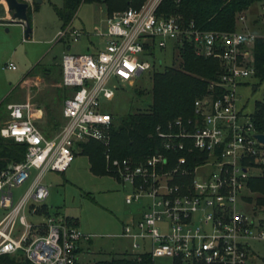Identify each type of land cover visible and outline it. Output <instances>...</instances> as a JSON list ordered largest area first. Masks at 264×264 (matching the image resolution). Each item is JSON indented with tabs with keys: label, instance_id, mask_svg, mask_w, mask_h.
Masks as SVG:
<instances>
[{
	"label": "built area",
	"instance_id": "1",
	"mask_svg": "<svg viewBox=\"0 0 264 264\" xmlns=\"http://www.w3.org/2000/svg\"><path fill=\"white\" fill-rule=\"evenodd\" d=\"M161 0H145L106 17L104 40L93 54L64 53L61 83L76 88L63 103L59 132L46 138L36 127L29 102L6 106L8 122L0 136L26 145L20 163L0 171V257L25 264H76L80 244L91 236L64 218L39 212L49 196L43 184L48 172L63 173L79 152L78 144L102 145L106 171L126 188L123 202L133 206L120 236L131 242L133 264H251L253 244L264 250V204L251 206L248 181L264 166V136L251 114L238 106L237 88L253 76L252 44L256 36L237 31H204L192 21L161 16ZM4 1L0 0V4ZM5 4V3H4ZM6 6V5H5ZM7 9V8H6ZM264 15V5L260 7ZM242 20V17L239 18ZM77 42L81 33L67 34ZM167 41L178 53L190 46L195 56L218 62L217 80L193 101L190 119L176 118L156 126L157 147L139 161L112 158L113 118L105 105L115 91L131 86L152 69L153 49ZM5 69L15 70L14 65ZM14 204L13 190L30 180ZM39 220L28 221L27 216ZM20 254V255H19Z\"/></svg>",
	"mask_w": 264,
	"mask_h": 264
},
{
	"label": "rangeland",
	"instance_id": "2",
	"mask_svg": "<svg viewBox=\"0 0 264 264\" xmlns=\"http://www.w3.org/2000/svg\"><path fill=\"white\" fill-rule=\"evenodd\" d=\"M24 2L31 9V36L28 39L24 36V26L10 23L11 14L8 13L4 3L0 4V97L9 90V84L14 86L30 69L39 65L26 79L27 84L23 91L17 88L8 103L29 102L34 110V122L41 129H45L50 136H54L59 131L51 127L47 128L46 124L51 115L60 119L64 100L69 95L60 82L62 55L64 53L93 54L99 49V39L94 33L104 26L106 12L103 6L83 3L69 28L65 29L67 34L74 31L82 34L77 42H73L68 36L58 39V34L64 28L55 14L54 7L61 8L63 0H25ZM261 5H264V2H255L243 12L236 14L232 30L250 33L264 39V15L260 9ZM240 17L242 20H239ZM152 55L155 62H159L155 65L158 70L171 66L177 68L181 62L178 53L173 51L170 41H167L166 48L162 51L153 49ZM11 64L16 67V71L5 69V66ZM149 72L143 74L131 86L115 91L114 97L105 105L116 122L127 113L143 110L149 103ZM236 92L238 106L241 107L242 112L252 114L254 102L264 99V81L258 82L255 78H249L245 84L237 88ZM2 110L0 130L8 122V115L4 108ZM80 153L79 149L65 172H48L44 175L43 184L49 192L44 202L48 215L64 218L69 226L91 236L89 242L80 244L76 264H92L133 254L130 240L120 236L122 226L128 222L134 209L133 206H126L123 202L126 188L109 177L110 175L97 176L90 173L88 159ZM261 172L260 169L254 170V177L260 176ZM34 175L35 171H31L30 180L22 187L13 190L14 204L24 194ZM257 197V193L252 190L248 192L251 206H254ZM262 217L264 219V215ZM28 221L32 222L29 216ZM253 247L255 257L251 264H264V250L261 243H255ZM168 263L166 259H155L153 262V264Z\"/></svg>",
	"mask_w": 264,
	"mask_h": 264
},
{
	"label": "trees",
	"instance_id": "3",
	"mask_svg": "<svg viewBox=\"0 0 264 264\" xmlns=\"http://www.w3.org/2000/svg\"><path fill=\"white\" fill-rule=\"evenodd\" d=\"M22 2L23 0H18ZM145 0H63L61 8L54 7L55 14L62 23L63 30L69 28L79 7L83 3L100 4L106 9L109 16L115 12H121L128 7L139 8ZM255 2L264 0H161L156 9V14L161 16H177L182 21H192L200 30L232 32L233 19L236 14L246 10ZM31 9L28 8V21L25 29H29L28 39L31 36ZM11 23V22H10ZM180 64L177 68L165 67L161 70L155 68L159 62L152 64L150 70L149 103L141 111L127 113L118 122L113 118V126L110 131L109 153L112 158H129L139 161L157 147L158 141L153 136L156 126H163L167 122L176 119H190L193 116V101L205 94L208 83L217 80L219 74L218 62L211 58L195 56L190 46H183L178 51ZM253 76L258 82L264 81V39L254 38L252 44ZM36 65L28 75H32L38 68ZM61 79V66H60ZM61 82V81H60ZM62 85V83H61ZM65 98H70L76 88L69 89ZM15 92V90L13 91ZM0 103V120L3 117V108L10 103L11 95ZM64 100V101H65ZM8 115V113H7ZM51 115V114H50ZM46 127L57 129L62 127L64 120L60 113V119L51 115ZM252 122L257 130L264 129V99L254 102L251 114ZM36 127L46 138H51L45 129ZM56 130V131H57ZM81 155L88 159L89 171L93 175L108 176L105 170V161L101 144L95 141L78 144ZM26 152V145L17 143L11 139L0 136V171L9 165L20 163ZM260 176L248 181L247 188L257 193L254 206L264 204V166ZM251 202L250 198L245 199ZM45 206L39 208V212L48 211ZM19 264L18 259L11 256L0 257V264ZM92 264H133L126 258H113L108 261H98Z\"/></svg>",
	"mask_w": 264,
	"mask_h": 264
},
{
	"label": "water",
	"instance_id": "4",
	"mask_svg": "<svg viewBox=\"0 0 264 264\" xmlns=\"http://www.w3.org/2000/svg\"><path fill=\"white\" fill-rule=\"evenodd\" d=\"M7 11L11 14L10 22L26 26L28 21V4L24 1L19 2L18 0H3ZM29 29H25L24 36L28 37ZM255 139L261 143H264V136L256 135Z\"/></svg>",
	"mask_w": 264,
	"mask_h": 264
},
{
	"label": "crops",
	"instance_id": "5",
	"mask_svg": "<svg viewBox=\"0 0 264 264\" xmlns=\"http://www.w3.org/2000/svg\"><path fill=\"white\" fill-rule=\"evenodd\" d=\"M23 1H25V0H23ZM95 5H99V6H103V5H100V4H95ZM104 7V6H103ZM104 9H105V7H104ZM105 12H106V9H105ZM9 13V12H8ZM108 15H107V12H106V17H107ZM103 24H104V26H102V28H99V30H101V31H104L105 30V22H103ZM94 36H95V33H94ZM96 37V36H95ZM96 38H98V37H96ZM99 39V49H97V50H95V52H97V51H99V50H102L103 49V46H104V40H101L100 38H98ZM90 43H91V41H90ZM68 50H70L69 48H68ZM94 52V53H95ZM32 69H30L14 86H12L11 84H9V90L8 91H6L1 97H0V103L7 97V96H9L14 90L16 91V89L17 88H19V91H23V89L25 88V86H26V84H27V82H26V79L28 78V74H29V72L31 71ZM11 71V70H10ZM13 71H16V67H15V70H13ZM21 93V92H20ZM43 206H45L44 204H43ZM46 207V206H45ZM41 208V207H40ZM48 211V210H47ZM46 211V212H47ZM42 214H44V215H46V213H42ZM29 216V215H28ZM27 216V217H28ZM29 217H31V219H32V222H35L36 220H39V219H37V218H35V217H32V216H29Z\"/></svg>",
	"mask_w": 264,
	"mask_h": 264
}]
</instances>
